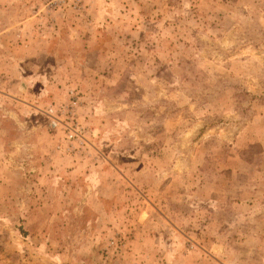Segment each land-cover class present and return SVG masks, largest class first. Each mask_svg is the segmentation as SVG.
Instances as JSON below:
<instances>
[{
	"label": "rangeland",
	"instance_id": "rangeland-1",
	"mask_svg": "<svg viewBox=\"0 0 264 264\" xmlns=\"http://www.w3.org/2000/svg\"><path fill=\"white\" fill-rule=\"evenodd\" d=\"M0 264H264V0H0Z\"/></svg>",
	"mask_w": 264,
	"mask_h": 264
},
{
	"label": "built area",
	"instance_id": "built-area-1",
	"mask_svg": "<svg viewBox=\"0 0 264 264\" xmlns=\"http://www.w3.org/2000/svg\"><path fill=\"white\" fill-rule=\"evenodd\" d=\"M52 124H53L54 126H56V123H55V121H53V122H52ZM72 136H73V135H72V133H70V134H69V136H68V138H69V139H71V138H72Z\"/></svg>",
	"mask_w": 264,
	"mask_h": 264
}]
</instances>
